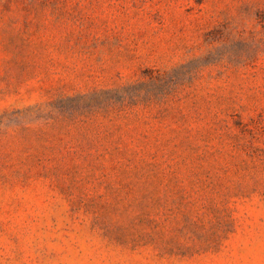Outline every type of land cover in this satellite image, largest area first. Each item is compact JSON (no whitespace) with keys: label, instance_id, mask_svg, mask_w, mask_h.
<instances>
[{"label":"rangeland","instance_id":"1","mask_svg":"<svg viewBox=\"0 0 264 264\" xmlns=\"http://www.w3.org/2000/svg\"><path fill=\"white\" fill-rule=\"evenodd\" d=\"M0 264H264V0H0Z\"/></svg>","mask_w":264,"mask_h":264}]
</instances>
